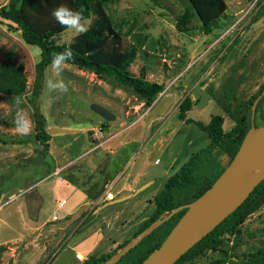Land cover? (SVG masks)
<instances>
[{
	"label": "rangeland",
	"instance_id": "1",
	"mask_svg": "<svg viewBox=\"0 0 264 264\" xmlns=\"http://www.w3.org/2000/svg\"><path fill=\"white\" fill-rule=\"evenodd\" d=\"M238 1L242 4L224 0L226 11L245 6V0ZM6 2L0 0V5ZM105 10L117 26L123 46L133 42L134 33L141 36L139 44L134 41L128 70L137 75L143 67L144 79L161 83L164 92L157 93L147 108L141 98L111 78L98 77L66 62L57 76L50 63L43 70L36 98L50 135V153L47 150L40 155L35 151L40 146L34 139L28 103L39 49L24 44L20 29L0 17V62L22 63L26 75L24 93L0 98V264H78L76 251L96 257L109 249L111 241L121 243L130 238L151 214L153 196L166 178L208 143L205 132L177 117L182 97L188 95L192 101L187 118L206 124L210 115L220 114L227 130L232 121L222 107L230 104V95L240 94L238 102L244 94L247 98L258 89V83L248 87L233 77L223 79L222 67L232 58L215 59L214 29L202 33L194 19L189 24L194 28H175V17L182 11L179 0H110ZM88 22L83 20L86 27ZM77 33L67 28L57 41L66 44ZM60 79L68 84L67 92L49 88V81L56 84ZM253 101V123L257 126L264 123V98ZM92 104L109 110L113 119L105 120L93 112ZM236 104L232 102L231 108ZM20 116L31 121L27 134L17 131ZM226 160L214 151L201 174L210 173L208 169L214 170ZM56 163L62 167L53 173ZM116 174L119 181L138 187L137 191L104 205L97 214L89 212L65 244L63 237L54 242L58 227L69 230L68 222L80 219L84 208L63 215L64 210L70 205L73 209L82 197L88 200L94 191L95 197ZM96 219L102 220L98 233V224L89 226ZM260 241H264V202L243 220L234 235L223 238L220 247L238 253ZM112 249L111 258H115L118 249L116 245ZM218 257L217 251L206 250L177 264H206ZM225 264L244 263L230 257Z\"/></svg>",
	"mask_w": 264,
	"mask_h": 264
},
{
	"label": "trees",
	"instance_id": "2",
	"mask_svg": "<svg viewBox=\"0 0 264 264\" xmlns=\"http://www.w3.org/2000/svg\"><path fill=\"white\" fill-rule=\"evenodd\" d=\"M108 1L110 0H7L5 4L0 5V17L9 20L20 29L22 42L39 49V59L33 66L31 95L28 97L34 122V139L40 146L35 150L38 155L48 150L50 135L45 130V118L39 110L36 98L40 93L43 70L51 63L54 53L70 49L73 56L66 63L73 64L79 69H87L98 77L111 78L115 83L127 87L134 95L141 98L147 107L155 95L163 89L161 83L144 79L143 67L137 75L128 70L136 47L134 41L139 44L141 36L134 33L133 42L122 45L119 30L105 10ZM150 1L156 3V0ZM179 2L182 4V11L176 15L174 23L178 31L194 28L189 26L194 19L196 28L202 33H207L214 29L219 17L225 15L224 0H179ZM60 5L79 11L84 19L89 20L86 31L77 33L66 44L58 42L57 38L67 27L61 26L52 16L53 10ZM25 88L26 75L23 64L0 62V98L18 96L24 93ZM262 88L263 85L254 94L247 98L242 97L238 102L240 94L230 95V104L222 107L223 112L232 121L227 130L223 129L224 118L220 114L210 115L206 124L187 118L186 113L190 110L192 101L188 95L182 97L177 104V117L185 123L193 122L205 132L208 143L166 178L163 187L153 196L151 214L130 238L117 244L116 249H121L124 244L135 238L155 220L166 216L177 205L193 200L209 187L233 157L242 137L250 127V106ZM261 98L263 99L264 95ZM232 102L237 103L233 108H231ZM214 151L224 155L226 162L218 165L214 170L208 169L207 172H210L208 174H201ZM263 202L264 178L231 213L195 242L173 264L191 259L206 250L217 251L219 255L206 264H225L226 259L230 257L244 264L264 263V241L238 253L235 251L229 253L227 248L220 247L223 238L234 235L243 220ZM184 210L185 208L177 210L154 226L112 264H139L159 245ZM2 247L0 245V249ZM114 252L115 249H112L96 257L87 255L80 264H102Z\"/></svg>",
	"mask_w": 264,
	"mask_h": 264
},
{
	"label": "water",
	"instance_id": "3",
	"mask_svg": "<svg viewBox=\"0 0 264 264\" xmlns=\"http://www.w3.org/2000/svg\"><path fill=\"white\" fill-rule=\"evenodd\" d=\"M254 103L252 102L250 106V127L242 137L233 157L209 187L193 200L177 205L166 216L155 220L135 238L124 244L116 252L115 258L110 257L102 264H112L154 226L177 210L185 208L159 245L152 249L139 263L173 264L247 197L254 186L264 178V123L254 125ZM91 110L105 120L113 119L109 110L101 105L92 104ZM250 171H255V173L249 176Z\"/></svg>",
	"mask_w": 264,
	"mask_h": 264
},
{
	"label": "flooded vegetation",
	"instance_id": "4",
	"mask_svg": "<svg viewBox=\"0 0 264 264\" xmlns=\"http://www.w3.org/2000/svg\"><path fill=\"white\" fill-rule=\"evenodd\" d=\"M244 3V7L231 13L225 9V15L219 17L214 27L216 35L212 44L217 43L215 59L232 58L222 67L223 79L233 77L241 86L251 87L258 83L260 88L263 85L255 96L260 99L264 95V0H245ZM76 221L78 219L70 220L69 226L74 227ZM68 232L66 226L58 230L54 242L62 237L65 239Z\"/></svg>",
	"mask_w": 264,
	"mask_h": 264
},
{
	"label": "crops",
	"instance_id": "5",
	"mask_svg": "<svg viewBox=\"0 0 264 264\" xmlns=\"http://www.w3.org/2000/svg\"><path fill=\"white\" fill-rule=\"evenodd\" d=\"M111 135L112 134L108 135L107 137H104L103 139H108V138L111 137ZM101 142H102V140H100L99 142L96 143L97 144V147L98 146L100 147ZM48 153H50L49 150H48ZM54 161L56 162V160H54ZM85 164H89V163L88 162H85ZM54 166H55L54 167V170H56V168H58V167L61 169V167H62V166L58 165L57 163ZM54 170H53V172H54ZM59 180H61V178H59ZM104 184H105V185H103L104 187L102 186L103 187V190L99 194H97L95 197H94V195L96 194V192L94 191L95 193L94 192L93 193H89V196L88 197H86V195H85V197L88 198V200H85V198L82 197L78 201V203L75 205V207H73V209H71V205H70V206H68L69 209L66 208L64 210L65 212L63 213V215L65 213H72L78 207L83 206V208H84L83 209V212L80 214V219H78V221H76L74 223V227H72V228L70 227L69 228V232H68L66 238L63 239V244L66 243L67 237L70 236V235H72L73 233H75L76 230H77V228H79V226L84 223L85 218H86V216L88 215L89 212L90 213L97 214L98 213V210L102 209L104 207V205H107L109 203H113V202L118 201L119 199H123V198H125L127 196H131L138 189V187L131 186L130 183H128L127 181H124V180H120L119 181V177L117 176V174L116 175H113L109 179V182L107 184L110 186V188L108 190H106L107 187H105L106 186V182ZM122 192H125V193L124 194H121ZM113 194H116V196L114 197ZM101 197L102 198L104 197V199L106 197V200H104V202L101 203V204L100 203H97L98 200H99V198H101ZM59 205L60 204H57V207L58 208H60ZM53 216H55V215H53ZM53 216H51V219H54ZM61 217H63V216H61ZM57 219L58 218L55 216V220H57ZM100 223L102 224V220L101 219H96L95 221L91 222L89 224V226L93 228L96 224H98L97 225V228L95 230L96 233H98L99 232V224ZM61 228L62 227H58V230H60ZM119 242H120V240H116V241L113 240V241H111V246L109 247L108 250H110L111 248L115 247V245L119 244ZM75 255L80 257V260H79L80 262L86 257V255H83L79 251H76V254ZM80 262L78 264H80Z\"/></svg>",
	"mask_w": 264,
	"mask_h": 264
},
{
	"label": "clouds",
	"instance_id": "6",
	"mask_svg": "<svg viewBox=\"0 0 264 264\" xmlns=\"http://www.w3.org/2000/svg\"><path fill=\"white\" fill-rule=\"evenodd\" d=\"M52 16L61 25L69 29H73L78 33L86 31V25L83 23L84 17L79 11H73L66 5H60L53 10ZM73 53L70 49H66L61 53H54L51 60V67L57 74L60 75L62 68L66 61L70 60ZM49 88L59 90L60 92L68 91V84L62 79L58 80L56 84L49 81ZM17 131L22 134H27L31 130V121L25 117L20 116L17 121Z\"/></svg>",
	"mask_w": 264,
	"mask_h": 264
},
{
	"label": "built area",
	"instance_id": "7",
	"mask_svg": "<svg viewBox=\"0 0 264 264\" xmlns=\"http://www.w3.org/2000/svg\"><path fill=\"white\" fill-rule=\"evenodd\" d=\"M208 47L210 48V47H211V45H210V46H208ZM164 89H165V88H164ZM164 89H163V92H164ZM60 170H61V169L58 167V168H56V170H54V172H53V173H58ZM109 188H110V186H108L106 190H108ZM101 199H102V197H101Z\"/></svg>",
	"mask_w": 264,
	"mask_h": 264
},
{
	"label": "bare ground",
	"instance_id": "8",
	"mask_svg": "<svg viewBox=\"0 0 264 264\" xmlns=\"http://www.w3.org/2000/svg\"><path fill=\"white\" fill-rule=\"evenodd\" d=\"M254 173H255V171H250V172L248 173V175L251 176V175H253Z\"/></svg>",
	"mask_w": 264,
	"mask_h": 264
}]
</instances>
